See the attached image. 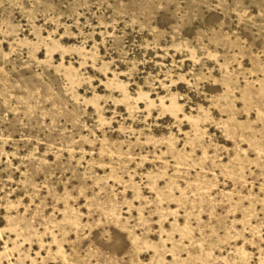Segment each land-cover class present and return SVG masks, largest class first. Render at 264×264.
<instances>
[{
  "label": "rangeland",
  "instance_id": "1",
  "mask_svg": "<svg viewBox=\"0 0 264 264\" xmlns=\"http://www.w3.org/2000/svg\"><path fill=\"white\" fill-rule=\"evenodd\" d=\"M0 264H264V0H0Z\"/></svg>",
  "mask_w": 264,
  "mask_h": 264
}]
</instances>
